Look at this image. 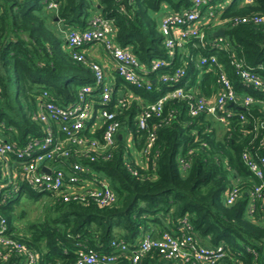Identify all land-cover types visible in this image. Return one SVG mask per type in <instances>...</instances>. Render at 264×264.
Wrapping results in <instances>:
<instances>
[{
	"label": "trees",
	"instance_id": "trees-1",
	"mask_svg": "<svg viewBox=\"0 0 264 264\" xmlns=\"http://www.w3.org/2000/svg\"><path fill=\"white\" fill-rule=\"evenodd\" d=\"M52 1L57 8L50 12L45 10V0H0V136L18 149L46 134L45 125L34 119L44 91L51 102L65 108L77 100L81 87L93 85L90 66L96 62L84 54L85 48L70 49L55 23L66 31H83L91 17L101 16L112 22L115 43L147 69L154 61L171 64L148 75L151 90L127 85L114 72L117 86L126 87L124 94L140 101L120 107L119 95L112 90L107 107L121 127L111 155L105 161H81L93 173H99L98 178L107 179L116 197L114 204L101 207L91 200L64 202L59 195H37L16 177L20 168L15 156L0 158V221L5 222L6 236L34 252L37 264H73L79 251L119 256L118 264H129L128 254L120 255L113 242L133 249L144 234L158 238L163 232L191 234L207 248L222 245L227 254L222 264H264V193L248 213L249 193L259 180L242 160L244 153L264 158V110L258 105L228 104L226 109L232 114L226 125H220L204 113L192 117L186 100L171 99L159 117L148 121V133H155L156 139L148 155L141 157L147 133L139 132L136 122L147 104L176 87H196L194 91L200 96L214 98L219 91L218 73L202 72L198 67L202 56L215 55L224 64L238 94L263 101L264 96L252 87L240 85L232 62L240 61L264 78V67L257 69L264 65V25L227 27L228 50L201 47L190 40L184 51L177 49L169 58L154 14L164 6L173 13L181 12L192 0ZM256 15L264 16V0L248 5L233 0L223 8L221 18L251 19ZM75 55H82L83 61ZM178 67L185 70L182 79L160 82V76ZM93 101L98 108L99 99L94 97ZM51 128L53 134L64 137L57 124ZM104 129L100 125L80 135L101 141ZM130 146L136 150L134 157ZM182 166L187 168L183 170ZM230 188L241 193L233 205L224 199ZM24 198H45L44 214L35 224L20 223L24 211L19 208ZM184 220L189 228L184 227ZM5 252L8 258H0V264L20 263L16 250L6 248ZM140 264L184 263L162 260L152 250Z\"/></svg>",
	"mask_w": 264,
	"mask_h": 264
},
{
	"label": "built area",
	"instance_id": "built-area-1",
	"mask_svg": "<svg viewBox=\"0 0 264 264\" xmlns=\"http://www.w3.org/2000/svg\"><path fill=\"white\" fill-rule=\"evenodd\" d=\"M192 0L189 8L178 13H169L162 17L159 23L160 32L164 38V46L169 58L175 56L176 50L183 48L190 40L201 47L209 46L217 50L229 49V41L224 37L214 36L220 29L226 30L229 26L244 23L264 25V16L256 15L253 18H221L223 8L233 0ZM47 11H56V4L52 0H45ZM242 4H252L253 0H241ZM221 8V11L218 10ZM66 44L70 49H83L91 45H99L114 65V71L127 85L137 89L151 90V80L148 76L162 68L170 67V62L154 61L149 69L142 65L138 59L127 49L119 47L114 41L112 22L95 15L89 20V27L83 31L71 30L64 34ZM78 61H83L82 55H75ZM236 75L242 87H252L264 96V78L258 75L256 69L247 68L240 61H233ZM198 67L202 72H217L219 91L214 98L206 99L194 89L176 87L166 93L157 101L147 104L136 118L139 132H146L147 137L139 156L148 155L155 143V133H148L151 117H159L164 104L171 99H183L188 103V111L192 117L201 113L211 121L220 125L232 114L226 107L238 105L248 107L258 105L264 110V100H257L250 95L238 94L235 85L229 79L224 64L220 63L215 55L202 56ZM258 65L257 69H263ZM91 72L93 85L80 88L77 100L67 107H60L49 99L44 91L39 97L38 111L34 116L36 121L45 125V136L40 140L28 142L23 149H18L13 143L0 136V158L7 159L12 154L19 165V177L25 185L37 195H59L64 202L70 200L84 202L91 200L99 206H108L116 202V197L109 182L101 175L93 173L90 168L82 164V160L90 162L107 160L109 151L113 149L116 136L120 131V123L116 121L115 113L107 107L112 98V87L105 78L104 70L98 63H92ZM264 70V69H263ZM185 76L183 68L174 69L171 74L160 76V82L170 83ZM99 99V107L95 108ZM134 98L132 94L119 95L118 106L125 107ZM140 101V100H139ZM229 107V106H228ZM243 119V117H241ZM57 124L58 130L64 135L53 134L51 125ZM103 126L101 141L80 135L84 130L94 131ZM226 125V124H225ZM131 135L127 142L130 143ZM138 157V155H137ZM247 169L259 180L249 193L248 213H252L256 202L264 193V158L255 159L248 153L242 155ZM187 166H182L186 169ZM90 174V175H89ZM241 193L236 188H230L224 193L226 204L233 205ZM184 227L189 225L184 220ZM112 247L120 252L127 253L129 264H140L141 260L152 250L158 252L159 257L165 261L182 262L184 264H222L226 258V251L222 245L215 248L202 246L191 234L174 235L163 232L158 238L144 234L135 245L129 249L125 243H112ZM6 248L16 250L21 256L19 264H37L36 254L20 246L6 236L4 220L0 221V258L7 260ZM11 252V250L9 251ZM119 256H98L94 252L79 251L78 258L73 264H118Z\"/></svg>",
	"mask_w": 264,
	"mask_h": 264
},
{
	"label": "crops",
	"instance_id": "crops-1",
	"mask_svg": "<svg viewBox=\"0 0 264 264\" xmlns=\"http://www.w3.org/2000/svg\"><path fill=\"white\" fill-rule=\"evenodd\" d=\"M50 12H52V11H50ZM169 13H173V12L170 11L167 6H164L160 12L154 14V18L156 19V21L159 24L162 17L166 14H169ZM48 14H50V13L48 12ZM55 27H56L57 31L63 36L67 32L65 29L62 28V26L59 22L55 23ZM182 49L183 48L179 49V51H182ZM183 51H184V49H183ZM84 54L90 60H92V61H94V62H96L102 66V68L104 70L105 78L108 81V83L112 86V90L116 89L118 95L123 94L126 87L123 88L122 86H117V77L114 74V72H115L114 71V65L112 64L109 57L105 54L102 47L99 45H91L89 47H85ZM119 83H120V85H122L121 81H119ZM115 84H116V86H115ZM134 98H136V97H134Z\"/></svg>",
	"mask_w": 264,
	"mask_h": 264
},
{
	"label": "rangeland",
	"instance_id": "rangeland-1",
	"mask_svg": "<svg viewBox=\"0 0 264 264\" xmlns=\"http://www.w3.org/2000/svg\"><path fill=\"white\" fill-rule=\"evenodd\" d=\"M130 154L134 157L136 154V150L133 146L129 147ZM45 198H42L38 201H31L29 199H22L20 204V210L24 211V217L20 220V223L24 224H35L38 222L39 219H41L43 213V210L45 208L44 201Z\"/></svg>",
	"mask_w": 264,
	"mask_h": 264
},
{
	"label": "water",
	"instance_id": "water-1",
	"mask_svg": "<svg viewBox=\"0 0 264 264\" xmlns=\"http://www.w3.org/2000/svg\"><path fill=\"white\" fill-rule=\"evenodd\" d=\"M57 20V19H56ZM214 36L216 37V36H218V37H224L225 36V31L223 30V29H220V30H218V31H216L215 33H214ZM120 137V136H119Z\"/></svg>",
	"mask_w": 264,
	"mask_h": 264
}]
</instances>
